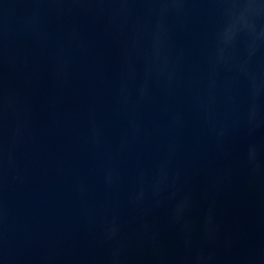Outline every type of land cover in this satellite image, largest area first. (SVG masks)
<instances>
[{
  "label": "water",
  "instance_id": "95a60500",
  "mask_svg": "<svg viewBox=\"0 0 264 264\" xmlns=\"http://www.w3.org/2000/svg\"><path fill=\"white\" fill-rule=\"evenodd\" d=\"M0 264H264V0H0Z\"/></svg>",
  "mask_w": 264,
  "mask_h": 264
}]
</instances>
